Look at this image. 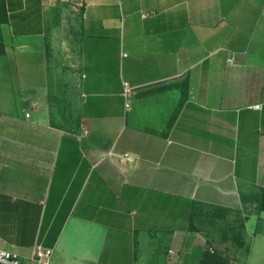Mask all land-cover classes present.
Wrapping results in <instances>:
<instances>
[{
	"label": "crops",
	"instance_id": "0c3cea01",
	"mask_svg": "<svg viewBox=\"0 0 264 264\" xmlns=\"http://www.w3.org/2000/svg\"><path fill=\"white\" fill-rule=\"evenodd\" d=\"M0 37L7 248L264 264V0H0Z\"/></svg>",
	"mask_w": 264,
	"mask_h": 264
},
{
	"label": "rangeland",
	"instance_id": "374dc122",
	"mask_svg": "<svg viewBox=\"0 0 264 264\" xmlns=\"http://www.w3.org/2000/svg\"><path fill=\"white\" fill-rule=\"evenodd\" d=\"M70 16L71 15H67L66 18L69 20ZM72 18L75 19V17ZM63 58V46H61L58 57L55 59L54 69H63ZM15 67V58H9L4 62L3 68L9 69V72L11 73H15ZM10 79L12 80V78ZM58 80L61 79L58 77ZM53 94L56 98L63 96V94L59 92ZM15 122V120H13V122H8L5 118H0V140L3 136L6 138L9 137L12 140L10 143L15 144ZM92 226V229H89L88 233L86 231L74 230V232H68L59 238L52 255L53 258L50 260V264H89L91 259H94L93 255H98L101 251V248H99L101 243L100 229L96 228L94 225ZM30 253L31 248H24L21 251L22 256H28Z\"/></svg>",
	"mask_w": 264,
	"mask_h": 264
},
{
	"label": "built area",
	"instance_id": "2783aa9c",
	"mask_svg": "<svg viewBox=\"0 0 264 264\" xmlns=\"http://www.w3.org/2000/svg\"><path fill=\"white\" fill-rule=\"evenodd\" d=\"M26 116L29 117L30 113L27 112ZM124 158L133 160V157L129 153L124 154ZM53 252L52 247L39 243L33 247V251L29 257H23L7 248L0 239V264H50Z\"/></svg>",
	"mask_w": 264,
	"mask_h": 264
},
{
	"label": "trees",
	"instance_id": "16d2710c",
	"mask_svg": "<svg viewBox=\"0 0 264 264\" xmlns=\"http://www.w3.org/2000/svg\"><path fill=\"white\" fill-rule=\"evenodd\" d=\"M0 44H1V37H0ZM201 264H228V259L222 257L221 255H218L217 252L214 253L206 252L203 255Z\"/></svg>",
	"mask_w": 264,
	"mask_h": 264
}]
</instances>
